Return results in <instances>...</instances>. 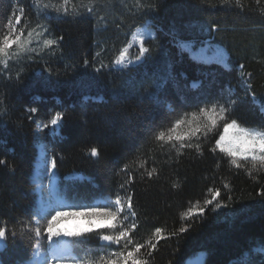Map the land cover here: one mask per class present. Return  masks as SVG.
<instances>
[{
    "label": "trees",
    "instance_id": "1",
    "mask_svg": "<svg viewBox=\"0 0 264 264\" xmlns=\"http://www.w3.org/2000/svg\"><path fill=\"white\" fill-rule=\"evenodd\" d=\"M19 2L27 7L32 2L26 30L56 43L0 60V160L6 162L0 165V226L8 230L0 262L23 264L32 257L34 133L40 125L46 134L44 125L60 112L62 137L44 136L43 142L49 160L57 161L61 194L89 203L124 191L131 195L137 225L131 237L133 245H146L140 253L148 264H189L199 254L203 264L239 259L264 264V252L256 250L264 246V168L252 169L249 162L238 169L229 157L210 151L223 122L206 140H192L191 148L155 140L199 106L229 99L236 101L231 119L264 131V114L245 92L251 84L259 103L264 100V0H70L67 16L54 11L65 7L63 0H0V39ZM148 23L155 35L144 41L145 60L113 70L120 52ZM182 41L220 45L229 66L192 58L177 47ZM134 52L129 53L136 58ZM193 83L200 85L193 88ZM93 147L96 159L90 155ZM73 173L91 181H64ZM210 189L220 190L224 206L205 207ZM190 208L205 211L185 218ZM181 227L187 231L180 233ZM156 228L165 238L153 235ZM98 234L80 245L95 263L105 253ZM149 240L157 244L150 257ZM111 249L120 251L115 245Z\"/></svg>",
    "mask_w": 264,
    "mask_h": 264
},
{
    "label": "snow or ice",
    "instance_id": "2",
    "mask_svg": "<svg viewBox=\"0 0 264 264\" xmlns=\"http://www.w3.org/2000/svg\"><path fill=\"white\" fill-rule=\"evenodd\" d=\"M70 0H63L65 5L64 8H56L54 11L60 15H68L69 9L67 5ZM239 2V0H237ZM47 8V6H45ZM92 9L89 8L88 12H91ZM26 10L24 7H19L18 14L16 12L12 13V16L8 18L7 24L5 25V34L3 38L0 39V57L10 56V50L13 45L18 48L24 47V42L21 40L23 35V30L19 28L22 24V20L26 15ZM48 13H45V17L48 18ZM39 26V25H38ZM47 32V29L44 30ZM31 35V33H29ZM63 37H60L62 40ZM46 45L51 46L56 43L54 40H46ZM128 51L125 48L120 52L119 56L114 61V69L116 71H122L128 67L125 64V54ZM149 52V49L144 46V38L140 37V46H139V55L136 57L135 62H143L146 58V54ZM87 61L85 65L87 66ZM104 67L103 65L101 68ZM243 65L240 66L241 74L243 75ZM101 68H96L94 71L100 72ZM244 83H247L244 81ZM159 86V85H157ZM251 84H247L245 89L246 96H251L252 103H257V98L255 93L251 92ZM236 104L235 100H227L224 103H220L217 100L210 105L199 106L198 111H193L190 114H186V118L176 119L175 123L172 126L168 127L166 130H161L156 134L155 140L159 142H165L175 146V143H179L181 148L193 147L191 140L193 137L197 141L203 137L205 140L209 137L214 130L218 129L221 122H223V132L219 134V138L215 140L214 146L210 149L212 153H215L217 150L224 154L226 157L230 158V164L236 168H244L249 162L251 163V168L256 169L257 164L261 168H264V131H255L253 129L241 127L236 119H231V112ZM30 113L34 114L37 112L35 107L29 109ZM260 111L264 113V100L260 102ZM30 120L32 116L28 117ZM49 125L52 126L53 130L57 127H62L63 125V114L56 112V114L51 118L48 124H45L44 127L47 128ZM183 125H187L186 130L180 131ZM264 127V125H261ZM200 143L195 144L197 151L200 150ZM92 157H97L99 155L98 150L93 147L90 151ZM243 162V163H242ZM4 160H0V165H5ZM57 161L55 158L52 159L51 167L56 168ZM127 167V166H125ZM143 167V165H141ZM153 171L148 172V176H152ZM123 187V185H121ZM211 199L205 200V205H212L215 202L216 208H220L224 205H221L218 197H220L219 189H210ZM114 208V210H113ZM205 211V208H200L195 215H202ZM125 208L123 198L120 195H117L113 205L111 207H92L86 211L80 212H64L56 211L50 219L46 221V227L41 229L37 226L35 228V237L36 243L34 247L39 249L40 247V238L45 236V238L52 242L53 238L60 237L61 235L69 237H82L85 233L91 232L93 227L96 228H109L114 231L115 234L104 235L98 234L99 240L103 243L100 245L101 251H107L112 247L113 244L120 247L119 252H107V255L100 256L97 264H148L146 259L138 258V254L141 252V249L146 248L145 244L136 243L133 245V240L130 235L137 227L135 223L131 224L130 227H126L123 224V220L127 219V215H124ZM127 214L135 217L136 213L133 210L132 197L129 195L127 197ZM185 218H192L194 215L193 209H188L184 214ZM67 217H82L87 221L89 227L80 229L77 231H70L67 229L60 228L59 224L61 219ZM123 217V220H120L119 227L117 225L118 218ZM38 223V222H37ZM187 231L186 227H181L179 229L180 233ZM173 233L172 235H175ZM153 235L157 238H165L161 236V229L156 228ZM8 236V230L5 227L0 226V240H6ZM13 240L16 238L15 231L11 232ZM159 240H157V243ZM147 255L150 257L152 251L157 247L156 243H152L150 240L147 242ZM257 251L264 252V246H261L256 249ZM76 264H83L82 261L77 259ZM90 264V262H88Z\"/></svg>",
    "mask_w": 264,
    "mask_h": 264
},
{
    "label": "rangeland",
    "instance_id": "3",
    "mask_svg": "<svg viewBox=\"0 0 264 264\" xmlns=\"http://www.w3.org/2000/svg\"><path fill=\"white\" fill-rule=\"evenodd\" d=\"M21 6L25 8L26 13H27L22 20V24L19 26V28H21L23 30V35L21 36V40L24 42V47L18 48L17 46L13 45L11 50H10V56L0 57V60H6L12 56H15L19 53L26 52L29 50L44 49L45 47L48 46L45 43V41L47 39L41 41L40 36H39L40 35L39 32H33L30 30H26V27L24 25V21L27 20V18H29L30 16H32V9H33L32 8V2L29 3L28 7L25 3H20V2L17 3L15 6V9H14V12H16L18 14V9ZM29 33H31V35H29ZM154 35H155V29L151 26L150 23H148L146 26L140 28L134 34V36L131 39L129 46L127 47L128 51L125 54V64H127L128 67L136 65L139 63V62L132 63L133 61H136V58L132 57L129 52L134 49L135 54L139 53L140 37H143L144 41H145L147 39L153 38ZM177 47L179 49H182L183 51L188 52L192 58L199 60L201 62H205V63L216 62V63L222 64L223 66H226V67L229 66L228 61H227V58H228L227 52L220 45L213 44V43H205L202 45H196L193 42L182 41L181 42V48H180V46H177ZM191 86L194 88L198 87L197 83H193V84H191ZM233 92H235L233 89L229 90L230 95ZM257 103H258V101H257ZM241 127H245V126H241ZM186 128H187V125H183L181 127L180 131H184V130H186ZM245 128L253 129L255 131H262V130H259L256 128H251V127H245ZM58 129H59V127H57L55 130H53L52 126L50 125L49 128H47V133L45 134L44 128H42V126L38 125L37 129L35 130V133H34L35 139H36L37 156H36V159H35V162L33 165L34 169L32 171V178H31L32 185L36 188V191H38V187L41 185L43 192L45 191L48 195L51 192L53 177L56 176L57 174L55 173V169H53L51 167V161L47 157V146L43 142V137L48 136L51 139L60 137V133H59ZM195 139H196L195 137L192 138V140H195ZM176 144L180 145L179 143H176ZM44 153H45V157L43 155ZM39 155L42 156V160L40 162L37 161ZM42 162H43L44 166L41 167ZM78 177H81V178H78ZM85 180H86V178L79 176V175H73V176L67 178V181H69V182H83ZM59 183H60V180L58 178V184H57L58 188L57 189H59V192H61L60 191L61 188L59 186ZM120 196L123 198L124 208H125L124 215H127V219L123 220V217L118 218L117 225L119 227L120 220H123L124 226L130 227L131 224L134 223L135 217H132L131 215L127 214V197L129 195L127 194L126 191H124ZM114 201L115 200L107 199L106 201H95V202L89 203V202H87L86 198L82 197L81 199L79 198L77 201L66 200V203H67L66 208H55V206H53V204H51L48 206L47 210H48V212H51V216H52L55 214L56 211L80 212V211H86L92 207H111L113 205ZM209 206H211V205H207V206L205 205V207H209ZM113 210H114V208H113ZM198 210L199 209L193 210V212H194L193 217L199 216V215H195V213L198 212ZM45 211L46 210L42 209V207H40L39 204H36V215L35 216L39 219L37 221L39 224L37 222H35L34 223L35 226L40 225V222L42 221V219H44L43 215H44ZM51 216H50V218H51ZM72 220L81 221V222L87 224V221L82 217H67V218L61 219L60 224H59L60 228L63 229L66 226L72 224L73 222L70 223V221H72ZM67 223H69V224H67ZM64 224H67V225L64 226ZM86 226L89 227L88 224ZM44 227H46V221L43 225V228ZM92 233H100V234H104V235L115 234L113 230L107 228V229H101L98 231H91V232L85 233L82 237H72L68 240H63V236L61 235L58 238L60 240H63V241H70V245L72 246L73 251L78 253V256H76L74 254L75 259H73V262H69V261H62L61 262V261H59V263L60 264L61 263L62 264H76L77 259H79L80 261L83 262V264H88V262H90V264H97L95 262H91L89 260V258L86 255H84V253H82V251L80 249V245H81L83 238L87 237L88 235H90ZM130 235H131V233H130ZM56 240H55V237L53 238L52 242H49L45 238V236H42L40 238V241L42 242V246L40 248L44 249L43 247L45 246V249H44L46 251L45 261H47V263L49 262L48 264H55L57 262V260H55L53 257H51V255L47 254V250L49 249V247L52 246L53 243H55ZM110 249H108L106 251V253H103L102 255L106 256L107 252H116V251H112ZM247 256H248V254H245L243 257L245 258ZM138 258L142 259V253L138 254ZM195 258H193L192 260H194ZM230 264H245V263L240 261V259H239V261H233Z\"/></svg>",
    "mask_w": 264,
    "mask_h": 264
},
{
    "label": "bare ground",
    "instance_id": "4",
    "mask_svg": "<svg viewBox=\"0 0 264 264\" xmlns=\"http://www.w3.org/2000/svg\"><path fill=\"white\" fill-rule=\"evenodd\" d=\"M245 84V83H244ZM42 160V156L39 155L37 161H41ZM57 184H58V178H57V175L53 177V181H52V189H55L57 187ZM78 220V219H77ZM87 224L86 223H83L81 221H75L73 222L72 224L66 226L65 228L63 229H67V230H70V231H77V230H80V229H84V228H87L86 226ZM101 229H107V228H96V227H93L92 228V231H98V230H101ZM63 236V240H68L72 237H69V236ZM62 240V241H63ZM67 249V247H66ZM64 252H66V250L64 249ZM64 261H69V262H73L72 259H67V260H64ZM49 263V262H48ZM47 261H46V264H48ZM55 264H60L59 261L57 260V262ZM62 264V263H61Z\"/></svg>",
    "mask_w": 264,
    "mask_h": 264
},
{
    "label": "water",
    "instance_id": "5",
    "mask_svg": "<svg viewBox=\"0 0 264 264\" xmlns=\"http://www.w3.org/2000/svg\"><path fill=\"white\" fill-rule=\"evenodd\" d=\"M93 158L96 159L97 157H93ZM4 245H5V240H0V249L3 248ZM202 258L203 256L199 254L194 260L190 261V264H203Z\"/></svg>",
    "mask_w": 264,
    "mask_h": 264
}]
</instances>
